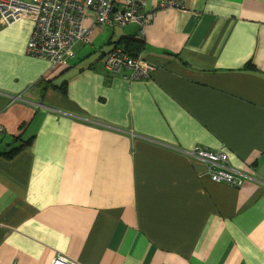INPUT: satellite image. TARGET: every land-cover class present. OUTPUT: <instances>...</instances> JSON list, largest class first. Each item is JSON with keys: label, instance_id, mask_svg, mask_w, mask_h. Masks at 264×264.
Returning a JSON list of instances; mask_svg holds the SVG:
<instances>
[{"label": "crops", "instance_id": "0c3cea01", "mask_svg": "<svg viewBox=\"0 0 264 264\" xmlns=\"http://www.w3.org/2000/svg\"><path fill=\"white\" fill-rule=\"evenodd\" d=\"M162 1L60 65L27 52L31 18L0 21V264H264V0ZM115 47L150 78L108 73ZM194 147L243 185L214 183Z\"/></svg>", "mask_w": 264, "mask_h": 264}, {"label": "built area", "instance_id": "2783aa9c", "mask_svg": "<svg viewBox=\"0 0 264 264\" xmlns=\"http://www.w3.org/2000/svg\"><path fill=\"white\" fill-rule=\"evenodd\" d=\"M143 6V0H122L118 5L115 0H0V21L10 26L22 18H31L33 28L27 52L52 65H60L73 57L76 45L91 43L93 29H115L134 24L142 30L153 16V13H143ZM181 7L177 0H164L158 4L157 10ZM89 18L91 22L88 26L85 21ZM104 65L107 72L113 75L129 70L130 76L124 77L129 80H146L154 71L148 62L139 57H130L119 47L105 54ZM189 155L207 164L212 181L236 188L242 185L241 175L224 171L229 170L226 167L212 166V160L217 158L227 163L226 153L194 147ZM52 264H66V260L57 257Z\"/></svg>", "mask_w": 264, "mask_h": 264}, {"label": "trees", "instance_id": "16d2710c", "mask_svg": "<svg viewBox=\"0 0 264 264\" xmlns=\"http://www.w3.org/2000/svg\"><path fill=\"white\" fill-rule=\"evenodd\" d=\"M121 46L124 48L125 51H127L131 55H133L131 52L140 51V47H141L137 42H132V41H130V42L125 41V42L122 43ZM133 56H135V55H133ZM37 86L40 87L42 95L49 89V83H44L43 81H40L37 84ZM23 128H25V127H22L21 130ZM17 139H19V138H17ZM27 144H28V142L25 143V145H27ZM22 148H23V146L18 148V149H16V150L10 151L9 153L5 154L6 155L5 157H13V156H15L18 152L21 151ZM243 183H244V181L242 179V185H243Z\"/></svg>", "mask_w": 264, "mask_h": 264}, {"label": "rangeland", "instance_id": "374dc122", "mask_svg": "<svg viewBox=\"0 0 264 264\" xmlns=\"http://www.w3.org/2000/svg\"><path fill=\"white\" fill-rule=\"evenodd\" d=\"M84 48H89V47H84ZM77 49L79 50V49H81V47H77ZM226 156H227V159H228V162L227 163L224 160H222L220 158H217V160H212V166L226 167L229 170H224V171L229 172V173H234V174L237 173V174L241 175V171L238 170L237 168L233 167L230 164V161H229V158H228V155L227 154H226ZM214 157H216V156H214ZM201 162H204V161H201ZM207 163H208V161H207ZM213 182L216 183L215 181H213Z\"/></svg>", "mask_w": 264, "mask_h": 264}, {"label": "bare ground", "instance_id": "6f19581e", "mask_svg": "<svg viewBox=\"0 0 264 264\" xmlns=\"http://www.w3.org/2000/svg\"><path fill=\"white\" fill-rule=\"evenodd\" d=\"M150 78V77H149ZM189 155V152L187 153Z\"/></svg>", "mask_w": 264, "mask_h": 264}]
</instances>
